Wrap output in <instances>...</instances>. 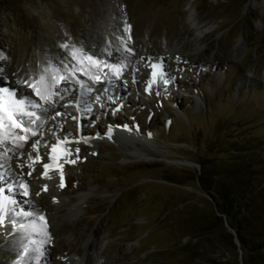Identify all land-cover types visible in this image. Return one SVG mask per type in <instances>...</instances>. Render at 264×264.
<instances>
[{"label": "rangeland", "instance_id": "rangeland-1", "mask_svg": "<svg viewBox=\"0 0 264 264\" xmlns=\"http://www.w3.org/2000/svg\"><path fill=\"white\" fill-rule=\"evenodd\" d=\"M250 1L0 0L2 83L15 92L23 85L27 103L47 77L52 50L67 44L85 50L92 36L110 39L121 77L111 106L98 103L81 124L74 113L65 116L60 129L77 137L130 126L140 138L79 145L74 158L65 152L71 159L65 194L75 200L83 191L86 198L82 219L60 228L56 264L83 253L101 223L103 264H240L235 236L210 192L240 177L245 160L264 171V0L248 9ZM197 27L207 55L196 50ZM57 62L65 67L59 55ZM34 149L28 142L13 160L21 179L37 172ZM108 191L117 193L113 202L102 200ZM6 223L0 217V263H13L23 248H4L15 232Z\"/></svg>", "mask_w": 264, "mask_h": 264}, {"label": "bare ground", "instance_id": "bare-ground-1", "mask_svg": "<svg viewBox=\"0 0 264 264\" xmlns=\"http://www.w3.org/2000/svg\"><path fill=\"white\" fill-rule=\"evenodd\" d=\"M256 4L257 0H251L248 9H252ZM196 30L198 41L196 50L201 56L207 55L206 49L199 42L204 37V31L202 27H197ZM106 39H96L92 36L85 50L73 47L71 44L60 45L52 50L47 77L44 76L45 78L34 86L37 96H32L31 93L29 97L27 95V103L23 98L27 93L23 85L16 86L21 96L14 90H9L10 94H3L2 87L0 88V110L5 114V120L0 121V217L11 221L10 225L4 224L7 230L12 223L17 226L13 236L8 237L3 246L6 249H11L15 245L23 248L19 259L13 263L0 264H56L54 247L59 245L60 228L66 223H78L82 219L86 198L83 191L78 192L75 200L65 194V185H68L65 176L66 161L71 160L67 158L68 154L66 155L65 152L74 158L72 150L79 145L85 144L92 148L108 142L107 139L116 141L120 145H123L129 137L140 140L130 126L109 129L92 136H83L81 133L77 137L60 129L59 123L62 124V118L58 113L68 116L74 113L68 110L63 102L67 105L71 104V109H76L73 116L76 122L79 120L84 122L85 116L92 119L96 114L94 106L98 103L110 105L112 87L120 82L121 77L116 60L118 55L112 47L111 40ZM122 43L128 49L129 43L124 40ZM242 46L243 42L240 41L235 47L237 57L242 52ZM126 53L130 58L135 59L131 53L128 51ZM58 55L65 63V67L57 62ZM104 57L108 58L107 66L102 63ZM129 63L125 64L124 70L130 68ZM5 74H7L5 70L0 68V80ZM0 83L3 84V88L7 87L1 81ZM121 91L126 90L122 88ZM184 92H186L185 88ZM104 104L100 106L104 107ZM38 114L43 116L39 120L35 116ZM8 116L16 119V122L10 120ZM58 119L61 121H57ZM43 130H49L52 139H46L47 137L41 134ZM28 142L39 148L38 151L33 150L30 153L32 159L36 160L32 167H35L37 172L21 179L16 176L12 164ZM41 146H46V149ZM42 155L47 157L39 160ZM101 194L104 196L102 200L108 202H113L115 200L113 198L117 196V193L110 191ZM23 195L26 196L27 205L23 203ZM42 201L45 203L44 208L41 207ZM96 227L85 241L83 253L78 250L76 257H66L57 263L103 264L104 251H101L98 245L104 225L101 223ZM109 263L113 264V262Z\"/></svg>", "mask_w": 264, "mask_h": 264}, {"label": "trees", "instance_id": "trees-1", "mask_svg": "<svg viewBox=\"0 0 264 264\" xmlns=\"http://www.w3.org/2000/svg\"><path fill=\"white\" fill-rule=\"evenodd\" d=\"M251 154L257 161L258 152ZM244 162L245 168L239 169L240 177L222 181L210 195L214 196L217 212L226 217L236 231L244 263L264 264V183L259 181H264V171L247 160Z\"/></svg>", "mask_w": 264, "mask_h": 264}, {"label": "water", "instance_id": "water-1", "mask_svg": "<svg viewBox=\"0 0 264 264\" xmlns=\"http://www.w3.org/2000/svg\"><path fill=\"white\" fill-rule=\"evenodd\" d=\"M262 19L264 21V15L262 16ZM222 216V215H221ZM224 222H225V225L226 227L229 229V231L235 236V239H236V243L238 245V251H239V262L240 264H245L244 263V259H243V250L241 249V244H240V241L237 237V233L236 231L231 227L230 223L228 222V220L226 219V217H224Z\"/></svg>", "mask_w": 264, "mask_h": 264}]
</instances>
